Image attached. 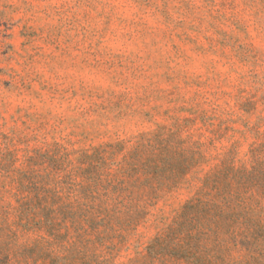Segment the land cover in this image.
Segmentation results:
<instances>
[{
  "label": "rangeland",
  "instance_id": "obj_1",
  "mask_svg": "<svg viewBox=\"0 0 264 264\" xmlns=\"http://www.w3.org/2000/svg\"><path fill=\"white\" fill-rule=\"evenodd\" d=\"M253 167L264 0H0V264H264Z\"/></svg>",
  "mask_w": 264,
  "mask_h": 264
},
{
  "label": "trees",
  "instance_id": "obj_2",
  "mask_svg": "<svg viewBox=\"0 0 264 264\" xmlns=\"http://www.w3.org/2000/svg\"><path fill=\"white\" fill-rule=\"evenodd\" d=\"M258 167H253L251 170L246 171L243 170L242 173H237V176H239L241 181H245L250 186H254L256 188L263 187L264 188V172H261V170H257ZM204 205V203L201 200H198L197 202H189L188 205L185 207V212L192 211L199 212V210H196L200 208V206ZM242 204H235L232 205V202H229L228 206H225L223 208L219 204L216 203H208L205 205L206 210H202L206 213L210 214V217L215 218L217 216L227 215L230 218H239L240 215H248L249 212H253L254 209H245L240 208ZM192 209V210H191ZM249 211V212H248ZM248 212V213H247ZM153 252V251H152Z\"/></svg>",
  "mask_w": 264,
  "mask_h": 264
}]
</instances>
